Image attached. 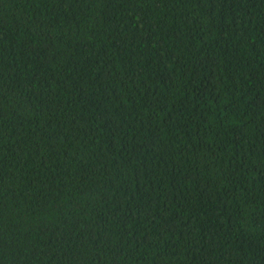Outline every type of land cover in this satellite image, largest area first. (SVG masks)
Instances as JSON below:
<instances>
[{
  "label": "trees",
  "instance_id": "trees-1",
  "mask_svg": "<svg viewBox=\"0 0 264 264\" xmlns=\"http://www.w3.org/2000/svg\"><path fill=\"white\" fill-rule=\"evenodd\" d=\"M0 264H264V0H0Z\"/></svg>",
  "mask_w": 264,
  "mask_h": 264
}]
</instances>
